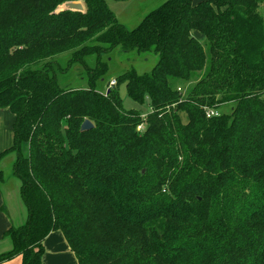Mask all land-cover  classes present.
<instances>
[{
    "label": "trees",
    "instance_id": "16d2710c",
    "mask_svg": "<svg viewBox=\"0 0 264 264\" xmlns=\"http://www.w3.org/2000/svg\"><path fill=\"white\" fill-rule=\"evenodd\" d=\"M78 1L84 13H55ZM116 48L158 61L100 94ZM68 51L96 56L85 89L51 74ZM0 110L14 117L0 163L14 154L26 209L0 263L42 264L58 231L77 264H264V0H165L133 29L107 0H0Z\"/></svg>",
    "mask_w": 264,
    "mask_h": 264
},
{
    "label": "rangeland",
    "instance_id": "374dc122",
    "mask_svg": "<svg viewBox=\"0 0 264 264\" xmlns=\"http://www.w3.org/2000/svg\"><path fill=\"white\" fill-rule=\"evenodd\" d=\"M198 1L200 0H193V4H196ZM163 2H165V0H129L127 2L107 0V5L120 24L127 29H133L150 11L160 6ZM70 58V51L55 56L53 58L55 63L51 74H53L57 84L63 90L87 88V69L96 67V56L87 58L85 60V66L79 63L70 64ZM157 61L158 56L153 51L121 52L116 48L109 53H104L100 57V62L104 63L106 72L95 83V90L100 94H105L110 88L109 83L115 82L122 74L132 69L138 74L148 73L155 66ZM196 76H198V74ZM175 85L180 86L181 94L184 95L186 94V89L190 90L192 83L186 86L182 83H176ZM118 93L122 100V107L124 110H139L144 114L149 111L147 107H140L128 98L124 84L118 86ZM233 106V103L222 105L217 109V112L219 114H229ZM14 159V154L7 155L0 163V171L3 175L2 184L10 189H16V203L12 205L14 208L13 219L15 220L13 224L14 226H19L25 222L26 209L19 197V182L12 175V163ZM21 211H23L22 217L19 215Z\"/></svg>",
    "mask_w": 264,
    "mask_h": 264
},
{
    "label": "crops",
    "instance_id": "0c3cea01",
    "mask_svg": "<svg viewBox=\"0 0 264 264\" xmlns=\"http://www.w3.org/2000/svg\"><path fill=\"white\" fill-rule=\"evenodd\" d=\"M13 120L14 117L10 113L0 110V153L12 144ZM14 203H16V189H10L0 183V254L10 250L11 247L9 240L4 238V233L14 226L12 206ZM22 214L23 211L19 214L20 217ZM44 248L42 264H77L74 254L70 251L63 235L58 231L50 233L45 238ZM0 264H21V257L15 256Z\"/></svg>",
    "mask_w": 264,
    "mask_h": 264
},
{
    "label": "water",
    "instance_id": "95a60500",
    "mask_svg": "<svg viewBox=\"0 0 264 264\" xmlns=\"http://www.w3.org/2000/svg\"><path fill=\"white\" fill-rule=\"evenodd\" d=\"M61 11H71V12H79L84 13V6L81 1L78 2H66L59 6L55 13H59ZM93 129V124L89 120H84L80 126V132H85ZM143 172V171H142Z\"/></svg>",
    "mask_w": 264,
    "mask_h": 264
},
{
    "label": "built area",
    "instance_id": "2783aa9c",
    "mask_svg": "<svg viewBox=\"0 0 264 264\" xmlns=\"http://www.w3.org/2000/svg\"><path fill=\"white\" fill-rule=\"evenodd\" d=\"M114 85H115V82H110L109 83L110 87H112ZM178 91H181V89L178 88ZM204 112H205L206 118L218 117L220 115L216 110H212V109H205ZM145 118H146V114L142 115V119L145 120ZM144 123H145V121H144ZM144 123L141 124V126L139 127V130L143 129Z\"/></svg>",
    "mask_w": 264,
    "mask_h": 264
}]
</instances>
